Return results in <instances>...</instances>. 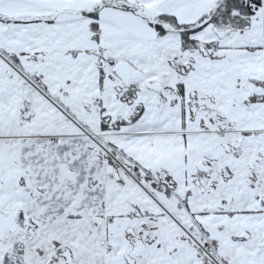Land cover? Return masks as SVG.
Wrapping results in <instances>:
<instances>
[{
  "label": "snow or ice",
  "instance_id": "obj_1",
  "mask_svg": "<svg viewBox=\"0 0 264 264\" xmlns=\"http://www.w3.org/2000/svg\"><path fill=\"white\" fill-rule=\"evenodd\" d=\"M0 264H264V0H0Z\"/></svg>",
  "mask_w": 264,
  "mask_h": 264
}]
</instances>
